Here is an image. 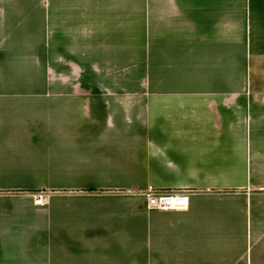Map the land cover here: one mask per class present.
<instances>
[{"label": "crops", "instance_id": "crops-1", "mask_svg": "<svg viewBox=\"0 0 264 264\" xmlns=\"http://www.w3.org/2000/svg\"><path fill=\"white\" fill-rule=\"evenodd\" d=\"M0 264H264V0H0Z\"/></svg>", "mask_w": 264, "mask_h": 264}, {"label": "built area", "instance_id": "built-area-1", "mask_svg": "<svg viewBox=\"0 0 264 264\" xmlns=\"http://www.w3.org/2000/svg\"><path fill=\"white\" fill-rule=\"evenodd\" d=\"M48 195L44 192L37 193L32 196L34 205L40 206L44 204ZM148 210L159 212L181 211L188 208L189 195L179 191H156L149 188L144 195Z\"/></svg>", "mask_w": 264, "mask_h": 264}, {"label": "rangeland", "instance_id": "rangeland-1", "mask_svg": "<svg viewBox=\"0 0 264 264\" xmlns=\"http://www.w3.org/2000/svg\"><path fill=\"white\" fill-rule=\"evenodd\" d=\"M79 81H81V80H79ZM79 81H77V80H68V81H66L67 82V85L68 86H79V87H82V86H84L85 87V85H86V83L84 84H82V82H79ZM63 81H60V83H62ZM138 83L140 82L141 83V86H143V81H137ZM40 83H41V86H43V83H48V81L46 80V81H40ZM53 83V82H52ZM49 86H54L53 84H50Z\"/></svg>", "mask_w": 264, "mask_h": 264}]
</instances>
